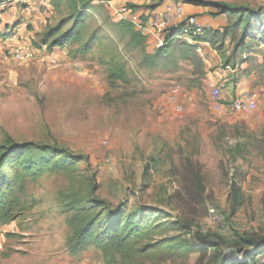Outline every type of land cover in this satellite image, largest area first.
<instances>
[{
  "label": "rangeland",
  "instance_id": "1",
  "mask_svg": "<svg viewBox=\"0 0 264 264\" xmlns=\"http://www.w3.org/2000/svg\"><path fill=\"white\" fill-rule=\"evenodd\" d=\"M35 1L0 6V159L31 144L57 168L38 175L17 156L0 163V206L12 212L8 223L0 215V264H107L95 245L71 251L93 215L78 210L88 201L104 218L119 210L145 225L143 262L119 264H218L243 238L264 240V0H169L225 27L237 17L221 4L252 19L236 53L230 39L220 54L182 33L197 49L161 55L155 40L138 46L120 26L129 3ZM143 3L140 16L149 14ZM62 35L69 41L52 47ZM250 94L256 109L232 112ZM252 253L264 263V252Z\"/></svg>",
  "mask_w": 264,
  "mask_h": 264
},
{
  "label": "trees",
  "instance_id": "2",
  "mask_svg": "<svg viewBox=\"0 0 264 264\" xmlns=\"http://www.w3.org/2000/svg\"><path fill=\"white\" fill-rule=\"evenodd\" d=\"M10 1L12 0H0V6ZM144 1L150 3V5L146 7L150 15L155 10L160 8L164 3V0ZM143 6L144 5H128V7L132 8L133 10L143 8ZM219 8L221 10V13L230 12L229 16H236V23L232 27L227 26L220 30L204 27L199 36H193V40L198 45L203 43L209 44L217 52L223 54L226 41L227 39H230L232 42H234V52L236 53L240 50L241 46L244 45L245 41L249 38V22L252 19V12H249L248 9L243 7L241 9H235L232 8L230 5L226 4L219 5ZM141 18L143 22H146L149 16L143 15ZM120 26L125 32H127L132 42L136 43V45L138 46L150 44L151 40L154 41L150 35L143 33L132 22L123 20L121 21ZM183 30L184 24H180L176 27L168 29V31H166V34L164 35L166 43L164 47L157 49L158 55L164 54L172 48L181 45H186L185 47L187 51L196 50V46L198 45H188L186 42L184 43L180 41L179 36H181ZM52 31H54V29H52ZM238 32H241L239 35V40H237L236 38L238 36ZM50 36L51 33L49 32L47 34V37L49 38ZM68 41L69 37L67 35H62L59 38L52 40L51 46L61 47L64 43H67ZM233 56L234 54L229 57V60H227L226 66H228V68L230 67V61H232L234 58ZM34 147L35 146L31 144H13L8 151L11 156L6 159H0V163L3 162V164H8L12 160L13 156H17L20 159L21 164L25 166L27 171L34 172L38 175H41L49 169L57 166V164L54 163V161L48 157L35 156L32 150V148ZM61 164L68 165L69 163L68 161H65ZM239 196L240 195H238V198ZM88 202L90 203V206L87 205V207H85L84 205L78 207L76 204L72 203V207H78V210L82 213L84 211L93 213L91 217L89 214V219L87 218L81 224V227L72 236V253L75 254L81 248H84L86 246L95 245L104 253L105 261L107 264H119V260L125 263L131 261H138L142 263L145 258V255L149 250L150 241L148 232L145 231L144 228L145 225L142 223L134 222V217L130 218L129 216L125 215L123 211L119 210H108L110 212V215L107 218H104L102 215H99V213H95V201ZM0 215L8 216L3 217L6 218V223L12 220V212L6 210L5 208H2L1 206ZM176 224L182 226V228L186 231H192V225H190L189 223H181L178 221ZM164 229L165 231H168L170 229V226H165ZM197 236H200L203 239L207 238V236L201 233H197ZM243 244H248V249H243ZM213 247L215 246H212V248ZM252 249L264 252V240L255 241L252 239L243 238L240 245H236L235 252L231 254L224 253L216 262H218V264H260L257 255H254L252 253ZM239 254H242L240 258H242L243 256L244 261H238L236 258L232 260L230 258V256H237Z\"/></svg>",
  "mask_w": 264,
  "mask_h": 264
},
{
  "label": "built area",
  "instance_id": "3",
  "mask_svg": "<svg viewBox=\"0 0 264 264\" xmlns=\"http://www.w3.org/2000/svg\"><path fill=\"white\" fill-rule=\"evenodd\" d=\"M124 20L132 22L143 33L150 35L157 44V48L164 47L166 41L164 35L168 29L184 24L183 34L189 36L193 40V36H199L204 27H201L198 17L196 15H187L182 3L177 2L174 5L167 6L163 11L155 10L153 13L147 14L149 16L146 22L142 21L136 10L128 6H124L119 10ZM205 28H210L206 26ZM180 38V36H179ZM194 41V40H193ZM213 96L215 99L221 98V91L214 90ZM257 107V95L250 94L237 98L231 104V110L234 113H249ZM214 220L221 222L222 215L215 212Z\"/></svg>",
  "mask_w": 264,
  "mask_h": 264
},
{
  "label": "crops",
  "instance_id": "4",
  "mask_svg": "<svg viewBox=\"0 0 264 264\" xmlns=\"http://www.w3.org/2000/svg\"><path fill=\"white\" fill-rule=\"evenodd\" d=\"M32 1L36 2L35 0H32ZM47 1H49V0H47ZM143 2H144V0H113L112 3H116L118 5H123V4H128L129 3V4H134V5H140L141 6V5L144 4ZM176 3L177 2H173V1L167 0L166 2H164L162 4V6L160 8H158V10L163 11L167 6H171V5H174ZM33 4H36V3H33ZM163 5H164V7H163ZM33 10H37V9H33V6H32V11ZM185 13L187 15H197V16L199 15L198 16V20H199L200 24H201V21H202L201 20V17H202L203 18L202 24L204 25V27L209 26L210 28L215 29V30H218V29L220 30V29L225 27V24H224V21H223L222 17L214 18V17L210 16L211 18H209L208 16H200V13L197 11V8H195L193 6H190V5L187 6L185 8ZM30 22H32L34 25H37L36 18H33V19L31 18ZM38 26H41V25H38ZM243 92H246V90L244 89ZM243 92H240V94L243 93Z\"/></svg>",
  "mask_w": 264,
  "mask_h": 264
}]
</instances>
